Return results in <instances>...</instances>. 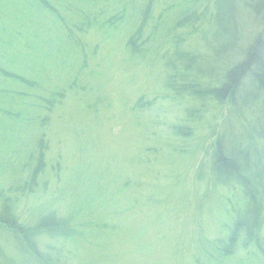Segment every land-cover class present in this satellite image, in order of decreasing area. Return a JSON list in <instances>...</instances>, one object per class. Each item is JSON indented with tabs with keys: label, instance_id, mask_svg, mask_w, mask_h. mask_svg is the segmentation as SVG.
Masks as SVG:
<instances>
[{
	"label": "rangeland",
	"instance_id": "obj_1",
	"mask_svg": "<svg viewBox=\"0 0 264 264\" xmlns=\"http://www.w3.org/2000/svg\"><path fill=\"white\" fill-rule=\"evenodd\" d=\"M47 1L0 0V211L36 242L26 262L3 229L0 264H264V185L247 204L211 161L217 138L244 140L239 167L264 184L263 52L213 91L264 38V4ZM228 14L236 36H217ZM180 53L205 100L171 76Z\"/></svg>",
	"mask_w": 264,
	"mask_h": 264
},
{
	"label": "trees",
	"instance_id": "obj_2",
	"mask_svg": "<svg viewBox=\"0 0 264 264\" xmlns=\"http://www.w3.org/2000/svg\"><path fill=\"white\" fill-rule=\"evenodd\" d=\"M35 1L36 0H32V5H31L32 9H34V7H35V4H34ZM41 1H43L47 5L49 4L47 0H41ZM49 1H51V0H49ZM52 1L54 3L57 2V0H52ZM229 1H233V0H229ZM247 1L249 2L251 0H247ZM253 2L255 3V8L259 9V8L262 7V6H257V0H253ZM259 4L263 5L264 1L262 2V0H260ZM55 5H57V4H54V6ZM247 5H249V3H247ZM231 6L232 5H230V7ZM54 9H56V8H54ZM57 9H58V7H57ZM34 10H36V9H34ZM216 11H217L218 14H219V12H222V10L219 8L218 4H217V7H216ZM181 12H183V11H181ZM202 12L205 14L204 11H202ZM197 13H196V11H194L192 13V15H187L186 17H184L182 19L183 21H186L185 18L188 19L189 22H187V23H188V29L189 30H193L192 26L195 27V28L197 26H200V21L198 19H196L197 17L195 16V15H197ZM226 16H227V18L229 20V24L225 23L227 26L222 27V28L218 27V25H219L218 23H220L222 21L223 17L217 18V20H216L217 25L216 26L219 28V30H218L216 35L222 37L221 31H223V28H224V30H228L230 32L229 33L230 35L236 36L235 30L232 27H230V24H231L230 16L231 15L228 14ZM200 18H201V16H200ZM203 18L201 20H203ZM225 21H226V18H224V22ZM137 32H139L138 36L140 38L138 41L146 46L147 45V41H144L143 35H141L143 33H141V31H137ZM199 35H201V37H204V38L206 37L205 32H204V34L203 33L202 34L199 33ZM258 41H260V43L258 42L256 44V48L252 49L251 52H249L250 55H247V57H246L247 59H245L241 63L236 64L232 68H228L225 71V73H224L225 75H223L224 79L220 81L221 84L218 83L219 84L218 88L216 86L215 90H213L214 91V95H218V96L221 97V96H227V95L231 94L235 89H237L238 83H239V77L241 76V74L244 73L246 70H252L251 68L256 69L258 67L259 59L257 57L262 52L264 54V38L263 37H259ZM135 46L137 47V51H136L137 54L138 55L143 54V49H145V48H138L139 45L137 46L136 44H135ZM185 56L186 55L183 56V53H180V54L177 55V59H181V61L179 62V63H182L181 65L175 64L174 63L175 61L172 60L173 57L171 59V56L170 55L168 56L169 57L168 59H169L170 62L174 61L169 66L174 68L173 72L176 71V73L171 75V76L175 79V80L173 79L175 82L176 81L177 82H182L183 84L189 83L188 81L192 80L194 82V84L190 86V88H189L190 92L195 93V95H197V93H198L199 94V95H197L198 98L200 100H205V96L207 94L203 93L202 91H197V90H199V85L197 84L198 81L197 80L194 81V78H192L194 76L193 74L189 75L188 71L191 70V67L186 62L187 60L185 59ZM176 66L178 68L180 66H182L181 69H184V71L183 72L179 71L176 68ZM198 68H200L199 65H198ZM204 70L205 69H202L201 71L204 72ZM222 70H223V67L220 66V72ZM184 72H186V73L184 74ZM6 73H7L8 77H11L13 79L24 80L23 76H21L19 74L15 75L16 73H14V72L13 73L6 72ZM255 76L257 77V75H255ZM256 77H254V78H256ZM173 80H172V82H174ZM18 85H20V83ZM186 86H187V84H186ZM183 87H185V85ZM183 90H185V88L182 89L181 91H183ZM15 91L18 92L19 90L16 89L14 87V85H12V89H10V91H8V94L11 95L12 93H15ZM262 93L264 94V89L262 90ZM239 98L240 97H237L238 100H239ZM250 100H251L250 101L251 104H253L256 101V97L255 96H254V98L251 97ZM192 116H194V114ZM239 129H240V127L238 128V130ZM233 136H236V134L233 135ZM217 139H218L217 140L218 142H216V144H215L213 158L211 160L212 161V170L216 171L220 176L226 175L227 177H229V176L237 177L238 175H240V181L239 182H240V185L245 190V197L244 198H245V200H247V204H251V200L253 199L254 196H256L255 193H256L257 189L255 188V186L256 187L259 186V185L263 186L264 184H262V182L259 183L258 181H257V183H254L253 182V178L249 179V176L244 175L245 173L248 175L249 169L244 171L243 166L239 167L237 158H240V157L244 160V162H243L244 165L248 167L247 164H249V163H248V161H246L247 157H245V156H247V152L249 153V149L250 148L244 147L245 148V150H244V148H243V146L245 144V142H243L244 140H238L236 138H234V139L232 138V139L229 140L230 144H228L226 146V143L223 141V140L226 139V137L224 135H222L221 137H219ZM245 158H246V160H245ZM243 176H244V179H243ZM9 211L10 210L8 208L6 209L5 207L2 208L1 211H0V232L2 233L5 230L7 233H12V235L10 236V239L8 240L9 244H11L10 246H13V247L19 248V249L22 248L21 250L26 254L28 259L30 260L29 261L27 259V257H26V259H27L26 262H32L33 258L31 257V255L28 254V251H27L28 247L24 248V246L25 245L34 246L36 244V242L33 240V242L30 241L28 243V241H27L28 237L26 236V231H24L22 229V226L19 224L17 219L12 218V216H11L12 214ZM240 221H242L244 224H246L243 220H241L240 218H237V221H236V224H235V228H234L235 230L236 229L238 230V227H242V224H241ZM43 226H45V225L43 224ZM43 226H41V229H42ZM41 229L39 230V232L41 231ZM39 232H34V233L30 232V234L32 235L30 237H33V239H34L35 236H38V234H40ZM232 239H233V235L231 236L230 240L232 241ZM32 248H34V247H32ZM32 250H34V249H32Z\"/></svg>",
	"mask_w": 264,
	"mask_h": 264
}]
</instances>
